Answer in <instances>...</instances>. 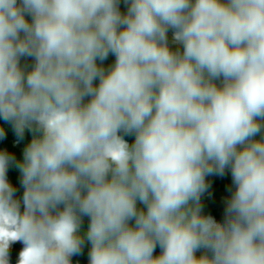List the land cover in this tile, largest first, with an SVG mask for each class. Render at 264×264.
<instances>
[{
  "label": "clouds",
  "instance_id": "1",
  "mask_svg": "<svg viewBox=\"0 0 264 264\" xmlns=\"http://www.w3.org/2000/svg\"><path fill=\"white\" fill-rule=\"evenodd\" d=\"M0 264H264V0H0Z\"/></svg>",
  "mask_w": 264,
  "mask_h": 264
},
{
  "label": "trees",
  "instance_id": "2",
  "mask_svg": "<svg viewBox=\"0 0 264 264\" xmlns=\"http://www.w3.org/2000/svg\"><path fill=\"white\" fill-rule=\"evenodd\" d=\"M25 19L28 22H31V18L27 15H25ZM111 53L108 55L107 58L111 57ZM106 58V61L108 59ZM32 59V57H31ZM32 137V135H30ZM206 178H213L216 182V186L213 189H210L209 183L207 181V188L204 193H202L200 197V203L202 207V214L204 215H210L212 216L217 222H220V214H219V206L218 203H224L225 200V191L227 189L228 183H227V175L219 176V175H208L205 177ZM138 207H143L142 205L138 204ZM225 210V206L223 207V213ZM130 224L132 223L131 221L129 222ZM160 248L157 246L153 252V254H156L155 256L160 254ZM203 250L197 251L195 254L197 256L202 254Z\"/></svg>",
  "mask_w": 264,
  "mask_h": 264
}]
</instances>
